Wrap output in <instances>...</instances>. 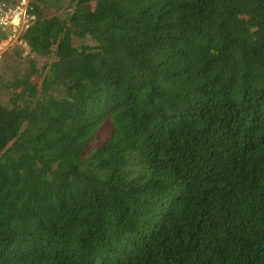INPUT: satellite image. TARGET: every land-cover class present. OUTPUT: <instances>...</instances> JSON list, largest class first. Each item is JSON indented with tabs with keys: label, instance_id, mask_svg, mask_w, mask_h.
I'll use <instances>...</instances> for the list:
<instances>
[{
	"label": "trees",
	"instance_id": "1",
	"mask_svg": "<svg viewBox=\"0 0 264 264\" xmlns=\"http://www.w3.org/2000/svg\"><path fill=\"white\" fill-rule=\"evenodd\" d=\"M70 1L0 57V264H264V0Z\"/></svg>",
	"mask_w": 264,
	"mask_h": 264
},
{
	"label": "built area",
	"instance_id": "2",
	"mask_svg": "<svg viewBox=\"0 0 264 264\" xmlns=\"http://www.w3.org/2000/svg\"><path fill=\"white\" fill-rule=\"evenodd\" d=\"M32 0H5L0 2V57L16 43L26 45L20 34L33 20Z\"/></svg>",
	"mask_w": 264,
	"mask_h": 264
},
{
	"label": "rangeland",
	"instance_id": "3",
	"mask_svg": "<svg viewBox=\"0 0 264 264\" xmlns=\"http://www.w3.org/2000/svg\"><path fill=\"white\" fill-rule=\"evenodd\" d=\"M46 1H50V7L48 8V11L51 14H60L61 12H67L68 8L71 6V1L70 0H46ZM77 44L80 43L79 41L76 42ZM55 59V55H51L50 57H48L46 60L49 61V63L51 61H53ZM7 99L6 94L1 93L0 92V100L1 101H5ZM107 132V130H104L102 132V135H105Z\"/></svg>",
	"mask_w": 264,
	"mask_h": 264
},
{
	"label": "crops",
	"instance_id": "4",
	"mask_svg": "<svg viewBox=\"0 0 264 264\" xmlns=\"http://www.w3.org/2000/svg\"><path fill=\"white\" fill-rule=\"evenodd\" d=\"M21 44V43H20ZM24 46V45H23ZM24 47H26V45L24 46Z\"/></svg>",
	"mask_w": 264,
	"mask_h": 264
}]
</instances>
